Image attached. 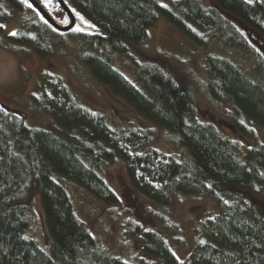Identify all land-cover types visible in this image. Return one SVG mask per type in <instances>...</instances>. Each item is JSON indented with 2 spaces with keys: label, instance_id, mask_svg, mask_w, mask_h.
Here are the masks:
<instances>
[{
  "label": "trees",
  "instance_id": "1",
  "mask_svg": "<svg viewBox=\"0 0 264 264\" xmlns=\"http://www.w3.org/2000/svg\"><path fill=\"white\" fill-rule=\"evenodd\" d=\"M35 1L50 16L55 7L65 15L56 0ZM63 2L92 26L91 33L71 32L72 28L58 32L22 0H0V23L13 12H32L7 40L32 49L40 58L48 56L64 35L78 46L88 45L90 51L82 61L92 78L138 116L170 132L173 145L187 151L188 157L181 160L153 148L141 149L142 130L111 127L105 115L80 104L59 78L44 74L42 80L51 93L35 95L51 123L30 126L22 116L0 110V264H96L102 246L74 214L65 182L80 185L108 205L117 204L116 193L101 173L117 158L123 162L129 186L148 201L165 206L174 194L202 196L219 209L206 220L209 240L200 238L184 259L156 231L140 232L137 224H131L133 233L140 232L141 252L151 264H264V216L239 193L253 185L264 189V145L238 149L213 124L195 118L192 87L167 71V62L135 60L127 50L143 46L146 30L161 15L194 44L208 49L218 40L220 48L233 47L253 59L258 70L261 59L239 31L226 25L224 15L239 20L264 41V0ZM103 43L109 50L98 49ZM109 51L131 61L132 79L118 71ZM204 60L207 93L230 104L235 131L245 136L250 123L264 128V78L252 80L218 52L207 53ZM35 193L47 250L25 236ZM107 264L131 263L108 256Z\"/></svg>",
  "mask_w": 264,
  "mask_h": 264
},
{
  "label": "rangeland",
  "instance_id": "2",
  "mask_svg": "<svg viewBox=\"0 0 264 264\" xmlns=\"http://www.w3.org/2000/svg\"><path fill=\"white\" fill-rule=\"evenodd\" d=\"M204 1L210 3V0ZM31 13L13 12L9 20L0 23L3 26L0 27V110L22 116L30 126L44 127L51 123L45 105L36 96L41 93L48 96L51 93L47 83L42 80L44 74H47L53 80L59 78L80 104L105 115L111 127L125 131L142 130L145 138L141 149L153 148L181 160L188 157L187 151L173 145L170 132L138 116L125 103L112 96L105 86L92 78L82 61L83 56L90 51L88 45L78 46L71 36L64 35L60 43L52 45L48 56L40 58L32 49L10 43L6 36L14 32L24 18L32 16ZM51 14L59 25L68 24L67 16L63 15L60 9L55 7ZM73 15L76 21L71 32H92V26L83 17L76 13ZM224 18L226 25L239 31L261 59L262 66L258 70L254 67L253 59L235 51L233 47L220 48L218 40L208 49L194 44L161 15H157L154 24L146 30L143 46H128L127 50L135 60L151 61L155 58L167 62V71L180 76L182 81L192 87L195 118L213 124L235 142L238 149L243 150L253 143L264 145V128L250 123L247 125L248 134L245 136L235 131L230 104L216 101L207 93L204 59L207 53L218 52L239 65L249 78L262 82L264 41L239 20L229 15H224ZM105 48L108 49L106 43L98 46L101 52H104ZM109 52L118 71L132 79L131 61L121 54ZM101 173L116 193L117 204L108 205L80 185L72 181L65 182V190L74 214L85 222L90 233L98 238L102 246L103 253L96 264H107L108 256L119 257L131 264H151V259L141 252L139 235L147 229L154 230L165 238L182 259L200 238L209 240L210 230L206 220L219 211L210 198L174 194L167 205L158 206L129 186L120 158L110 166L103 167ZM239 193L246 195L252 206L264 216L262 187L253 185L249 189H239ZM27 214L29 227L25 236L35 239L39 247L47 250L48 236L36 193L31 197ZM131 224H137L140 232L133 233ZM92 262H95V259Z\"/></svg>",
  "mask_w": 264,
  "mask_h": 264
},
{
  "label": "water",
  "instance_id": "3",
  "mask_svg": "<svg viewBox=\"0 0 264 264\" xmlns=\"http://www.w3.org/2000/svg\"><path fill=\"white\" fill-rule=\"evenodd\" d=\"M30 4H32V8H34L42 19H44L54 30L58 32H66L73 28L75 24V17L72 11L65 5L63 0H56L60 8L63 10L65 15L67 16L69 22L67 25L61 26L55 22V20L35 1V0H27ZM201 241L204 242V238H201Z\"/></svg>",
  "mask_w": 264,
  "mask_h": 264
},
{
  "label": "snow or ice",
  "instance_id": "4",
  "mask_svg": "<svg viewBox=\"0 0 264 264\" xmlns=\"http://www.w3.org/2000/svg\"><path fill=\"white\" fill-rule=\"evenodd\" d=\"M22 2L26 3L28 7H30V8L32 7V4L28 3L27 0H22ZM41 3H44V0H41ZM45 6H46V5H45ZM77 15L79 16V14H77ZM81 19H82V18H81ZM65 22H67V21L65 20ZM0 27H3V26L0 25ZM74 31H79V29H74ZM9 35H13V36H15L16 33H15V32H12V33H9Z\"/></svg>",
  "mask_w": 264,
  "mask_h": 264
}]
</instances>
